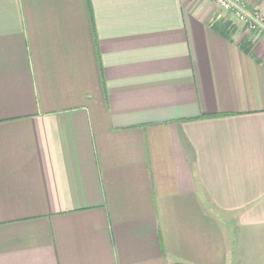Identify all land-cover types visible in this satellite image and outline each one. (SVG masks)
I'll return each instance as SVG.
<instances>
[{"label":"crops","instance_id":"1","mask_svg":"<svg viewBox=\"0 0 264 264\" xmlns=\"http://www.w3.org/2000/svg\"><path fill=\"white\" fill-rule=\"evenodd\" d=\"M224 17L0 0V264H264V39Z\"/></svg>","mask_w":264,"mask_h":264},{"label":"built area","instance_id":"2","mask_svg":"<svg viewBox=\"0 0 264 264\" xmlns=\"http://www.w3.org/2000/svg\"><path fill=\"white\" fill-rule=\"evenodd\" d=\"M219 11L223 12L226 23L231 28L243 29L246 34L253 35L252 42L264 39V12L257 8L252 13L245 9V0H207Z\"/></svg>","mask_w":264,"mask_h":264},{"label":"trees","instance_id":"3","mask_svg":"<svg viewBox=\"0 0 264 264\" xmlns=\"http://www.w3.org/2000/svg\"><path fill=\"white\" fill-rule=\"evenodd\" d=\"M223 29L220 31L222 34H223V36L224 37H226V38H228V39H230L231 38V36H232V29L231 28H229L228 26H224V25H222L221 26ZM250 47V46H249ZM248 51H249V48H248Z\"/></svg>","mask_w":264,"mask_h":264},{"label":"rangeland","instance_id":"4","mask_svg":"<svg viewBox=\"0 0 264 264\" xmlns=\"http://www.w3.org/2000/svg\"><path fill=\"white\" fill-rule=\"evenodd\" d=\"M225 20V19H224ZM241 30H243V29H241ZM243 32H244V30H243Z\"/></svg>","mask_w":264,"mask_h":264}]
</instances>
